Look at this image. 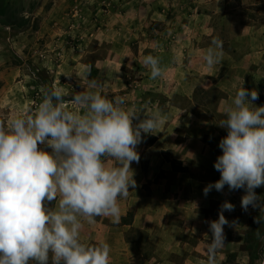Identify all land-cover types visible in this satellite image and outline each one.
Instances as JSON below:
<instances>
[{"label": "rangeland", "instance_id": "rangeland-1", "mask_svg": "<svg viewBox=\"0 0 264 264\" xmlns=\"http://www.w3.org/2000/svg\"><path fill=\"white\" fill-rule=\"evenodd\" d=\"M41 1H45L43 17H35ZM174 1L6 0L7 10L15 12V23L14 29L0 27V63L5 64L0 67V121L34 110L43 99L42 88L53 85L65 90L69 110L73 109L72 96L86 90L100 92L109 100L123 97L125 110L136 112L135 99H144L141 82L151 79L141 70L142 52L154 51L141 48L143 36H133L129 42L123 37L117 40L110 33H124L125 37V33H163L175 12L180 13V25L189 20L183 14L201 12L199 0H185L180 11H174ZM225 5L233 9L230 13L243 17L249 33L236 40L235 48L228 44L230 37L219 32L227 19L213 22L217 33L214 38L223 42L222 60L213 66L217 68L211 79L215 83L205 89L199 87L204 79L196 73L191 100L181 102L184 107L192 101L203 111L202 120L181 114L175 134H164L162 139L142 134L137 146L138 174L146 177V192L164 206L162 225L149 229L151 239L137 234L135 248L145 260L137 264H206L205 249L211 232L205 221L218 219L225 200L235 205L234 211L224 212L235 224L224 226L226 244L217 252L215 264H264V220H254L264 218V209L250 206L245 212L241 208L243 189L229 192L225 186L223 192L213 189L207 196L203 194L208 183L220 179L214 163L222 154L219 142L227 135V130L219 126L225 119V105L242 85L249 89L250 83L259 93L254 105H264V0H230ZM162 10L163 18L155 15ZM45 18L47 35L36 39L33 34ZM22 21H28L26 27L17 29ZM155 40L151 36L146 39L153 47ZM88 81H95L97 87L83 89L81 85ZM141 109L145 110L139 106ZM137 122L133 120V124ZM109 162L118 166L116 161ZM255 191L264 198V187Z\"/></svg>", "mask_w": 264, "mask_h": 264}, {"label": "clouds", "instance_id": "clouds-1", "mask_svg": "<svg viewBox=\"0 0 264 264\" xmlns=\"http://www.w3.org/2000/svg\"><path fill=\"white\" fill-rule=\"evenodd\" d=\"M211 45L203 54L208 68L223 57V42L215 38ZM143 65L151 79L163 77L159 57L146 55ZM81 86L97 87L95 81ZM65 95L56 85L42 88L43 99L34 110L0 121V264H110L107 242H81L83 222L92 225L101 216L120 222L119 199L136 187L131 165L140 160L137 146L163 118L158 112L141 118L142 113L125 110L123 97L109 100L86 90L72 96L69 110ZM257 99V90L242 85L225 105L219 126L227 135L214 163L220 179L203 188L205 196L225 186L229 192L243 189L245 212L250 206L264 209V198L255 191L264 187V105L255 106ZM234 210L225 200L218 219L205 221L211 232L206 264H215L226 244L224 226L233 227L235 221L224 212Z\"/></svg>", "mask_w": 264, "mask_h": 264}, {"label": "crops", "instance_id": "crops-1", "mask_svg": "<svg viewBox=\"0 0 264 264\" xmlns=\"http://www.w3.org/2000/svg\"><path fill=\"white\" fill-rule=\"evenodd\" d=\"M184 2L185 0H175L172 3L174 11H178ZM197 2L201 4L200 13L183 14L182 17H188L189 20L185 25H180V13L175 12L174 20L171 19L168 28L163 33H125L127 37L124 33H110L117 40L123 37L129 42L133 40V36L135 38L143 36L140 42L141 48L143 46L151 48L154 53L143 50L144 55L141 58L156 54V57L160 59L161 67L165 70L163 77L154 81L146 78L141 82L140 90H143L144 99L137 98L133 103L136 112L142 113L141 118H143V114L152 112H158L162 116L163 123L156 132L149 134L156 139H162L164 134H175L174 129L179 126L180 117L183 115L202 120L203 111L192 104V101L184 107L181 106V102L190 99V89L195 88L197 84L195 82L196 73L204 79L199 87L205 89L215 83L211 79L217 68H208L203 60V54L212 46L211 42L217 34L213 22L217 20L224 22V19H227L226 25L220 27L219 32H225L230 37L228 44L233 47L236 46V40H241L243 33H249L248 25L243 21V17L236 13H230L233 9L226 8L225 3L228 4L230 0H199ZM44 4L45 1H41L37 12L34 14L35 17H43ZM163 12L164 10L155 13V15L163 18ZM46 19L41 22L39 31L33 34L34 38L39 39L47 35ZM161 20L163 21V19ZM103 36L107 37L104 34ZM149 36L156 37L154 47L146 41ZM4 65L0 63V67ZM229 67L230 69L233 68ZM141 70H145L147 72L145 74L150 75V70L143 65V62L141 63ZM139 106L145 110H138ZM137 167H139V162H133L131 168L134 171L136 181L135 189L130 187L127 198L119 199L120 222L112 223L111 218L103 216L97 217L96 223L92 225L87 224L86 221L83 222L81 242L88 245H94L101 240L107 242L111 249L110 264H137V262L145 261L142 260L141 253L135 248L137 234H143L148 241L151 239L149 229L157 228L158 224L162 225L163 203L157 201L155 195L146 192V177L138 174L140 169ZM154 187L155 185L152 184L151 188ZM145 195H148L146 201L144 200ZM149 196H151V200H149ZM54 205L55 201L48 204L49 207H54Z\"/></svg>", "mask_w": 264, "mask_h": 264}, {"label": "trees", "instance_id": "trees-1", "mask_svg": "<svg viewBox=\"0 0 264 264\" xmlns=\"http://www.w3.org/2000/svg\"><path fill=\"white\" fill-rule=\"evenodd\" d=\"M7 6H8V4L6 3V0H0V27L13 28L14 23H15L13 16H14L15 12L13 10L8 11ZM27 23H28V21H22V23H20V25H18L17 29H20V30H21V28L24 29L26 27ZM17 31H19V30H17ZM249 86H251V87H249V90H252L253 87H252L251 83Z\"/></svg>", "mask_w": 264, "mask_h": 264}]
</instances>
